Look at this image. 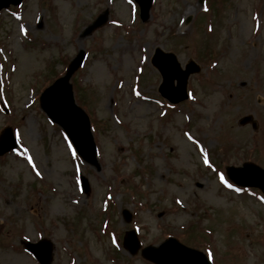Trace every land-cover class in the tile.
I'll list each match as a JSON object with an SVG mask.
<instances>
[{
  "label": "rangeland",
  "instance_id": "rangeland-1",
  "mask_svg": "<svg viewBox=\"0 0 264 264\" xmlns=\"http://www.w3.org/2000/svg\"><path fill=\"white\" fill-rule=\"evenodd\" d=\"M104 12L106 23L86 36ZM81 49L71 84L94 125L98 170L38 106ZM155 49L199 66L189 99L174 108L157 92ZM262 100L264 0H151L145 21L133 0H23L2 10L0 132L11 127L18 148L0 159V264H37L22 243L42 238L53 243L51 264H148L116 247L131 229L143 245L170 235L214 264H264V202L218 179V163L242 155L264 168V157L246 152L262 136ZM247 115L258 130L238 125ZM188 225L195 233L185 236Z\"/></svg>",
  "mask_w": 264,
  "mask_h": 264
},
{
  "label": "water",
  "instance_id": "water-1",
  "mask_svg": "<svg viewBox=\"0 0 264 264\" xmlns=\"http://www.w3.org/2000/svg\"><path fill=\"white\" fill-rule=\"evenodd\" d=\"M6 2H14L18 4L21 0H0ZM141 5V15L145 18L150 0H136ZM8 3H0V7L6 6ZM105 17H100L89 27L86 34L90 33L94 28L104 23ZM83 54L80 53L78 57L71 64L67 75L56 81L53 86L47 89L41 97V103L46 113L60 126H62L76 147L78 153L83 159L91 164L95 163V148L92 139L89 135V124L84 113L78 109L73 102L68 79L73 71L80 65ZM153 65L156 66L162 77L164 83L161 87L163 92L171 90V83L174 79L178 81L177 93L179 97L169 98L171 102L183 100L186 96L183 95L185 90V82L188 74L195 69L193 64H190L186 71H179L172 55L164 54L156 51L153 59ZM250 121L247 117L240 123L244 124ZM14 141L11 138L10 131L6 130L0 140V155L4 152L14 148ZM231 179L243 186H257L264 192V171H261L253 165H245L242 170H228ZM85 192L87 185L84 182ZM126 221L130 217L125 213ZM124 246L132 253H136L139 248V243L136 239L135 233H127L124 239ZM26 249L34 254L41 264H49L50 262V246L43 248L39 245L26 244ZM142 256L153 262L154 264H210L203 254L194 250L188 249L180 245L176 240L169 239L157 248L148 247L142 250Z\"/></svg>",
  "mask_w": 264,
  "mask_h": 264
},
{
  "label": "snow or ice",
  "instance_id": "snow-or-ice-1",
  "mask_svg": "<svg viewBox=\"0 0 264 264\" xmlns=\"http://www.w3.org/2000/svg\"><path fill=\"white\" fill-rule=\"evenodd\" d=\"M129 3H131V0H129ZM21 32L23 33V32H24V29H21ZM17 154H19V153H17ZM28 163H29V164H32V161H31L30 158H28ZM205 165L208 166V167H211V165L208 164L207 159H205ZM33 170L35 171V168H33ZM37 175H39V173H37ZM219 179H220V182H221L222 184H224L226 187H230V185H228V184L226 183L224 176L221 175V176L219 177Z\"/></svg>",
  "mask_w": 264,
  "mask_h": 264
}]
</instances>
